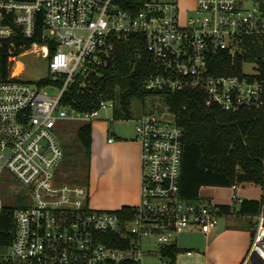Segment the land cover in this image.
<instances>
[{"label":"built area","instance_id":"built-area-1","mask_svg":"<svg viewBox=\"0 0 264 264\" xmlns=\"http://www.w3.org/2000/svg\"><path fill=\"white\" fill-rule=\"evenodd\" d=\"M136 4L0 0V46L34 40L28 48L21 45L26 49L10 57L9 74L0 75V177L18 182L11 193L17 202L11 206L16 208L14 236L9 244L0 240V264L140 263L148 242L160 250L176 243L169 234L195 230L208 236L217 228L223 215L219 206L202 196L180 198L185 129L170 112L171 119L153 110L134 120L141 189L140 202L130 213L95 209L87 184L60 178L65 159L60 132L67 122L92 123L101 109H110L114 119L116 111L125 114L119 98L101 100L98 109L86 112L65 103L67 94L93 93L92 86L116 64L118 44L136 34L144 36L150 56L145 90L200 91L206 106L226 112L264 110V57L251 66L247 52L252 37L264 36V1L251 9L253 0H196L193 15L184 14L175 2ZM26 51L47 60L46 75L37 82L20 77L24 67L15 69ZM224 53L233 63L242 56L240 75L212 73L215 59ZM152 103L162 102L157 98ZM114 141L108 132V142ZM260 187L261 206L239 264H264V180ZM231 189L239 191L241 184ZM3 206L0 197V216Z\"/></svg>","mask_w":264,"mask_h":264},{"label":"trees","instance_id":"trees-1","mask_svg":"<svg viewBox=\"0 0 264 264\" xmlns=\"http://www.w3.org/2000/svg\"><path fill=\"white\" fill-rule=\"evenodd\" d=\"M137 0H118L124 8H131ZM5 41L0 46V75L6 77L12 63L10 57L20 55L33 44ZM26 45V48H21ZM54 47L50 49V55ZM215 75H240L243 70V58L238 56L234 63L229 53L215 59ZM151 71L150 56L146 50L144 36L133 35L127 42H120L117 48L116 64L104 71V76L92 86L93 93L77 95L69 91L65 103L86 112L98 109L101 100L119 98L125 114L116 111L115 117L129 119L126 106L131 98L154 99L168 107L177 124L185 129L183 173L179 195L184 201H195L200 198L201 190L207 187L231 188L235 184L254 183L260 185L264 180V110H242L236 113L226 112L219 107H208L200 91H183L177 93H154L144 89V81ZM159 112L162 109L158 110ZM77 140L84 154L86 176L79 184L89 182L90 164L93 147L92 123H84L77 131ZM65 151V155H66ZM65 160V159H64ZM64 163V162H63ZM59 170L62 181L69 177L65 166ZM63 172V173H62ZM261 203L244 199L238 210L233 206L221 205L224 213L237 215H256ZM16 208L3 206L0 216V240L2 244L11 243L15 222ZM123 211L131 212V207ZM177 244L160 248L162 264H177V257L182 252ZM115 264V263H110ZM121 264H140L125 262Z\"/></svg>","mask_w":264,"mask_h":264},{"label":"rangeland","instance_id":"rangeland-1","mask_svg":"<svg viewBox=\"0 0 264 264\" xmlns=\"http://www.w3.org/2000/svg\"><path fill=\"white\" fill-rule=\"evenodd\" d=\"M166 2H175L179 5L180 9L184 14L193 15L196 7V0H163ZM264 0H253V4L249 5V8L259 7ZM248 57L251 62V66L257 62L258 58L264 57V36L258 35L252 37L248 41ZM19 64H16V68L20 72V77L27 81L37 82L40 78L46 75L47 60L43 59L40 53L35 51L24 52L20 56ZM21 63V64H20ZM15 65V64H14ZM249 70L251 68L248 67ZM50 93H54V90H48ZM124 110V107L121 106ZM162 109L166 119H171L168 107L163 103L153 104L150 99L140 100L137 98H131L130 104L126 106V110L129 113V119H118L113 118V112L110 109H101L98 116L94 118L92 122L93 126V145L98 146L107 140V132L114 133L118 140H125L128 142L136 141V122L135 119L141 117L146 113H151L153 110ZM125 111V110H124ZM160 112V113H161ZM160 117V115H158ZM82 122H67L64 125L62 132H60L61 142L64 150L66 151L65 160L63 166L68 170L64 175L69 177V183H76L82 181L86 176L85 171V161L83 149L77 140V131L82 126ZM0 166L2 162L0 161ZM63 173V172H62ZM12 186L18 187V182L12 178L8 180L3 175L0 177V197L2 203L5 206H15L17 202L13 199L15 194ZM245 189L249 190V194L244 195V197H256L259 198L260 189L255 185H246ZM14 192L13 195L11 193ZM232 191L228 188H203L201 190V196H209L207 198V203L211 205H217V203H224L228 201ZM207 195V196H206ZM243 197V196H242ZM235 209H239L240 204L238 202L232 204ZM234 213V212H233ZM223 217L219 219L220 225L223 223ZM242 222V220H241ZM253 222H255L253 217H247L244 219L243 225L249 229L253 227ZM170 238L179 245V248L183 250L179 255L186 254L187 249L197 251L200 249L195 245L197 241H203L204 236L198 231H187L185 233L175 235L169 234ZM6 253V252H5ZM178 255V256H179ZM162 256L159 247L154 246L152 242H148L144 245L143 256L141 258L140 264H162Z\"/></svg>","mask_w":264,"mask_h":264},{"label":"crops","instance_id":"crops-1","mask_svg":"<svg viewBox=\"0 0 264 264\" xmlns=\"http://www.w3.org/2000/svg\"><path fill=\"white\" fill-rule=\"evenodd\" d=\"M141 146L138 142L118 140L113 143L107 140L92 147L88 186L91 193V204L99 210H119L131 207L140 202L141 189ZM259 187V198L244 195L249 194L246 185ZM209 188V187H207ZM221 188V187H211ZM232 191L228 201L217 203V206H232L236 203L234 197L242 200L251 199L260 202L261 187L254 183H243L239 191ZM207 196V195H206ZM243 196V197H242ZM208 197V198H207ZM209 200V196H207ZM241 204V203H239ZM237 210V209H235ZM223 223L220 222L215 230L203 241H197V251L187 249L186 254L177 257V264H239L245 255L252 238L253 227H245L242 222L247 217L255 215H237V213H224ZM242 220V222H241ZM255 220V218H254ZM177 244V243H175ZM179 247V245L177 244Z\"/></svg>","mask_w":264,"mask_h":264}]
</instances>
